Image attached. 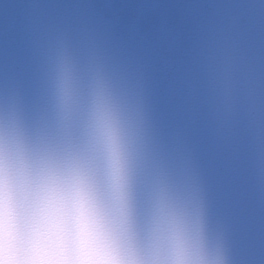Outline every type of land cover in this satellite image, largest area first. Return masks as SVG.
Here are the masks:
<instances>
[{
	"label": "water",
	"instance_id": "95a60500",
	"mask_svg": "<svg viewBox=\"0 0 264 264\" xmlns=\"http://www.w3.org/2000/svg\"><path fill=\"white\" fill-rule=\"evenodd\" d=\"M63 56L82 101L101 75L136 133L141 245L163 172L228 264H264V0H0V106L29 135L53 116Z\"/></svg>",
	"mask_w": 264,
	"mask_h": 264
},
{
	"label": "clouds",
	"instance_id": "9594fccd",
	"mask_svg": "<svg viewBox=\"0 0 264 264\" xmlns=\"http://www.w3.org/2000/svg\"><path fill=\"white\" fill-rule=\"evenodd\" d=\"M51 120L29 135L0 106V264H228L206 237L202 205L163 172L150 179L143 245L133 202L141 146L111 86L90 77L87 102L66 56Z\"/></svg>",
	"mask_w": 264,
	"mask_h": 264
}]
</instances>
